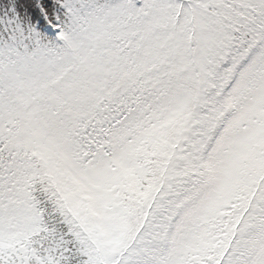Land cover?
<instances>
[{
	"label": "snow or ice",
	"instance_id": "snow-or-ice-1",
	"mask_svg": "<svg viewBox=\"0 0 264 264\" xmlns=\"http://www.w3.org/2000/svg\"><path fill=\"white\" fill-rule=\"evenodd\" d=\"M0 264H264V0H0Z\"/></svg>",
	"mask_w": 264,
	"mask_h": 264
}]
</instances>
